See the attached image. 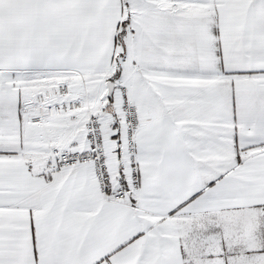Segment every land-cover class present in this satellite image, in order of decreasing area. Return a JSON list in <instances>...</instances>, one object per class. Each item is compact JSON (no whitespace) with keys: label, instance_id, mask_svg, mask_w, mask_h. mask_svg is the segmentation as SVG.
I'll return each mask as SVG.
<instances>
[{"label":"snow or ice","instance_id":"6c2138e0","mask_svg":"<svg viewBox=\"0 0 264 264\" xmlns=\"http://www.w3.org/2000/svg\"><path fill=\"white\" fill-rule=\"evenodd\" d=\"M0 264H264V0H0Z\"/></svg>","mask_w":264,"mask_h":264}]
</instances>
